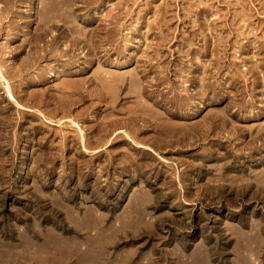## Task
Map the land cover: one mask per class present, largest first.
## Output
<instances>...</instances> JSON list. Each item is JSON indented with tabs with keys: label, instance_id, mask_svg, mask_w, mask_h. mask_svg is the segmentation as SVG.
Segmentation results:
<instances>
[{
	"label": "rangeland",
	"instance_id": "374dc122",
	"mask_svg": "<svg viewBox=\"0 0 264 264\" xmlns=\"http://www.w3.org/2000/svg\"><path fill=\"white\" fill-rule=\"evenodd\" d=\"M258 186L264 0H0V264H264Z\"/></svg>",
	"mask_w": 264,
	"mask_h": 264
},
{
	"label": "bare ground",
	"instance_id": "6f19581e",
	"mask_svg": "<svg viewBox=\"0 0 264 264\" xmlns=\"http://www.w3.org/2000/svg\"><path fill=\"white\" fill-rule=\"evenodd\" d=\"M260 183H262V182H258V184H260ZM249 187V186H248ZM251 187V186H250ZM246 188V187H245ZM251 188H254V185L251 187ZM243 190H244V187H243ZM258 190L260 191V192H264V188H260L259 186H258ZM127 235V234H126Z\"/></svg>",
	"mask_w": 264,
	"mask_h": 264
}]
</instances>
